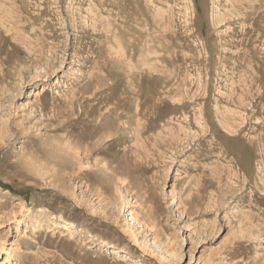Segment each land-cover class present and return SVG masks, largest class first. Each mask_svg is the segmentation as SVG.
Wrapping results in <instances>:
<instances>
[{
  "label": "rangeland",
  "instance_id": "rangeland-1",
  "mask_svg": "<svg viewBox=\"0 0 264 264\" xmlns=\"http://www.w3.org/2000/svg\"><path fill=\"white\" fill-rule=\"evenodd\" d=\"M0 264H264V0H0Z\"/></svg>",
  "mask_w": 264,
  "mask_h": 264
},
{
  "label": "bare ground",
  "instance_id": "bare-ground-1",
  "mask_svg": "<svg viewBox=\"0 0 264 264\" xmlns=\"http://www.w3.org/2000/svg\"><path fill=\"white\" fill-rule=\"evenodd\" d=\"M132 87V86H131ZM69 110V109H68ZM72 110V109H71ZM97 141V140H96ZM83 146V145H82ZM81 147V146H80ZM5 261H8V259L7 258H5Z\"/></svg>",
  "mask_w": 264,
  "mask_h": 264
}]
</instances>
